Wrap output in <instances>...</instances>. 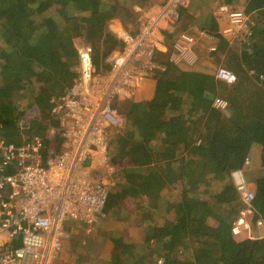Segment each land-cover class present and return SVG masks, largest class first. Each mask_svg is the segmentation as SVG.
Masks as SVG:
<instances>
[{
	"label": "trees",
	"instance_id": "trees-1",
	"mask_svg": "<svg viewBox=\"0 0 264 264\" xmlns=\"http://www.w3.org/2000/svg\"><path fill=\"white\" fill-rule=\"evenodd\" d=\"M136 1L140 0H0L3 142L21 143L58 126L51 98L64 92L78 74L75 36H83L91 46L95 67L107 69L105 57L119 45L107 31V22L129 15ZM247 1L248 9L263 7L258 16H264V0ZM262 16L258 23L263 25ZM35 32L42 36L39 44L30 43ZM214 36L218 42L211 57L233 71V81L216 79V67L201 73L155 71L147 77L159 102L136 104L126 114L131 137L144 145L164 178L161 185L176 179L182 191L176 203L159 199L156 206H139L136 222L145 228L150 242L118 241L107 264H264V236L237 240L231 234V223L243 203L230 176L234 168L245 171L254 192L253 218L264 223V80L259 79L264 75V47L254 52L255 58L248 43L240 39L229 43L220 33ZM226 49L220 61L216 52ZM215 96L228 100L230 110L213 108ZM179 145L185 152L182 158L176 157ZM246 157L257 169L255 175L249 172L253 168L245 164ZM135 175L128 174L121 190H111L107 209L118 198L146 192L156 179L151 173L136 181Z\"/></svg>",
	"mask_w": 264,
	"mask_h": 264
},
{
	"label": "built area",
	"instance_id": "built-area-1",
	"mask_svg": "<svg viewBox=\"0 0 264 264\" xmlns=\"http://www.w3.org/2000/svg\"><path fill=\"white\" fill-rule=\"evenodd\" d=\"M189 1L152 0L145 8H135L139 26L133 30L116 18L109 20L106 29L122 47L108 55L105 70L95 67L89 44L77 47L78 74L65 92L51 98L58 126L21 143L0 139V264H55L70 238L66 221L80 222L87 233L92 230L116 178L108 138L112 128H125L121 104L132 103L140 80L153 72L196 59V37L188 32H177L169 47L165 44V26L177 21ZM214 13L226 15L229 26L222 34L242 30L247 43L254 35L255 10L246 13L220 4ZM261 20L264 23V16ZM161 51L167 53V64L160 62ZM214 76L224 82L235 79L225 66H218ZM211 104L223 112L230 110L229 101L220 96ZM230 176L243 203L231 234L235 238L247 232L253 238V226L264 227L260 218H253L254 192L243 169H232ZM260 236L264 235L256 237Z\"/></svg>",
	"mask_w": 264,
	"mask_h": 264
},
{
	"label": "rangeland",
	"instance_id": "rangeland-1",
	"mask_svg": "<svg viewBox=\"0 0 264 264\" xmlns=\"http://www.w3.org/2000/svg\"><path fill=\"white\" fill-rule=\"evenodd\" d=\"M235 1H237V3L234 2L236 7L232 6L233 8L238 9L240 11L244 10V12L246 13L250 12L249 10L251 9H248L247 0L246 1L244 0L245 2H243V0H235ZM217 2L218 0H209L208 2L209 8H212L213 6H215ZM188 5L189 4H187L186 7ZM135 8H138V7L135 6ZM260 16L262 15H259V16L256 14L252 15L253 21H254L253 23H255V27L260 26L262 27V29H258L257 33L254 32V35H252V37L250 38L247 44L250 54L255 55V58H256V54L254 52L258 50L261 51V49L264 47L263 46L264 45V24L262 25L258 23ZM116 19H118V21L122 23L123 25L125 24L124 25L125 27L132 26L130 24L131 19H132V16L130 14L129 15L120 14L116 17ZM57 20L58 22H60V19H57ZM227 25L229 24L227 23ZM198 31L199 29L197 30V32ZM220 34L222 35V33ZM242 35H243L242 30L239 32H234L233 35L232 34L228 35L230 38L228 40L232 42L235 39H238V40L240 39L239 42H243ZM201 37L205 38L206 36L203 35ZM40 40H42V36L39 37L38 32H35L30 38V43L39 44L41 42ZM74 41L77 47L83 44H86L83 36L81 35H76ZM243 43H247V42H243ZM121 47H122V44L119 43V45L114 51L120 50ZM34 56L38 57V52L36 50L34 51ZM107 57H105V61L108 64L109 61L106 60ZM218 66L227 67L223 63L217 64V65H213L211 71L213 70L214 67L217 68ZM259 79L264 80V75L263 76L259 75ZM253 80L254 82L257 83L259 87L262 86V84H260V81H258V79L253 78ZM68 87L64 90V92L68 89ZM127 106L128 104H124L123 107L121 106V109L123 112H126V110L128 109ZM29 118L30 116L26 115V119H29ZM129 131L130 130H128V133ZM48 132L49 131H47L46 133ZM24 137L26 138L27 134H24L23 138ZM130 139L132 138L130 137ZM108 142L110 144L109 157L111 160H113L115 158V152H116L115 150L116 139L114 136V129H111ZM133 146H134L133 148L125 147L126 150L124 152V155L125 157L126 156L127 157L126 159L122 160L123 163H125V166H120L121 169L119 170V173H116L117 176H116L115 181L110 183L103 210L101 212V215L98 221L94 224L92 230L87 233L85 229L76 227L75 229L73 228L72 230L69 231L70 238L68 242L66 243L65 247L63 248V250L59 252V255H58V257L60 256V260H63V264H67V263L69 264V262L74 263V261L76 262V264H107L111 260L112 255L115 254L114 249L117 247L118 241L119 242L121 241L122 242H133V243H138V244L149 243L150 241L148 239V236H146L145 234L146 231H144L145 228L143 226L138 225L136 222V219L138 218V214H139L137 211L138 207L139 206L141 207L142 205L147 206L150 204L153 206H156L158 204L157 202L159 199H166L172 203H176L180 200L181 191H182L181 183L176 182L173 179H171V180H166L165 181L166 184L162 186L160 182L162 178L158 177L156 178L157 180H154L150 185H148L147 189L149 191L147 190L146 192H140V194L137 196L133 194L132 195L128 194L127 196L118 198L115 201V203L114 204L112 203L107 209L108 199H110V197L108 196L109 193L111 192V190L115 192L121 190V188L125 186V182L127 181L126 179H127L128 174H130L131 172H136L137 176H141L143 180H146L147 176L153 171L154 167L150 161L151 156L147 152V150L143 147L142 144L137 143V142H135ZM131 154H133V156L130 157ZM184 154H185L184 150H182L181 148H178L179 157L180 155H184ZM250 159L251 158H249V163L247 165H251L250 167H252L253 169L249 172H251L252 175H255V173L257 172V169L252 165L253 162ZM252 175L250 174V176ZM135 176L132 178L136 179V181H140L141 177H137V176L135 177ZM245 177L247 181L249 182L248 186L250 187L251 190H253L251 187V181H249L246 173H245ZM134 188L137 191H139L140 189L139 186H135ZM64 227L65 228L67 227V221L65 222ZM260 229H264V227L261 226L260 228H256L255 226H253L252 231L254 232L253 235H255V237L261 234L259 233ZM244 238H248L247 232H244V234H241L235 237V239L237 240H241ZM73 247L77 249V252L74 251ZM62 254H64L63 257H61ZM79 256L84 258V259L81 258L83 262H77L79 260ZM57 259H56V262H57Z\"/></svg>",
	"mask_w": 264,
	"mask_h": 264
},
{
	"label": "crops",
	"instance_id": "crops-1",
	"mask_svg": "<svg viewBox=\"0 0 264 264\" xmlns=\"http://www.w3.org/2000/svg\"><path fill=\"white\" fill-rule=\"evenodd\" d=\"M151 1L152 0H140V1H136L133 4V6L131 8V13H130V15L132 16L130 24L132 26L129 27L126 25L128 27V29H130V30H133L135 28L137 29L139 26V22L137 19L138 14L135 11V6L140 7V8H145L149 5V3ZM208 2H209V0H190L189 5L187 7L186 6L181 7L180 13H179V18L177 19V21L170 26L169 25L165 26V28H164L165 40H166L165 44L167 45V47H169V43H170L169 41H171L172 36L175 35L179 31L188 32V33H190L196 37V44L194 47V52L196 55L195 61L192 64H189L186 62H181V63L175 64V65H167L164 70L156 71V72H161L160 74H162V72H164L168 69H171V68L182 70V71H193V72H200V73H201V71L211 72L213 65H217L218 58L216 60V56H215V57H213L214 58L213 59L211 57V53H210L212 50L216 49L215 48L217 45L216 43L218 42L217 38L214 35L217 33H221V30L227 28L229 25H227V23H228L227 19H224V18H226L225 13H216L215 14L214 11L218 8V6L220 4H227L229 6V9L232 8V10H233V9H235L233 7H236L234 2L237 3V1H235V0H229V1L218 0V2L212 8H209ZM251 8H253V7H251ZM260 8H261L260 6H257V7H254L253 9L249 10V11L255 10L257 15H258L259 10L263 9V8H261V9ZM235 10H238V9H235ZM114 18H116V17H114ZM213 26H216V29H214ZM198 29L208 31L209 32L208 35H210V36H206L205 38H202L197 33ZM222 37L226 40L230 39L228 35L222 34ZM119 43H121V42H119ZM229 43H230V41H229ZM163 50L166 51V47H164ZM164 51L159 52L158 55L160 57V62L162 64H164V63L167 64V62H166L167 53H165ZM226 52H227V49L226 50H218V52H216V54L219 56L220 61L225 59ZM158 102H159V96L154 94V90L152 89V86L149 84L148 77H146V78L140 80V91L138 92L137 95L134 96L133 102L128 104V106H127L128 109L126 110V112H123V114L126 117L128 110L132 109L133 106L136 104L143 105V104H148V103L152 104V103H158ZM121 106L123 107L124 104H121ZM125 122H126V118H125ZM112 129H114V136L116 139V144H115L116 152H115V158L113 160L110 159V163L113 164L117 168V173H119V170L121 169L120 166H125V163H123V161H122V160L126 159V157H127V156L125 157V155H124V152L126 150L125 147L133 148L134 147L133 144L135 142L140 143V144H142V143L135 136L131 137L130 131L128 133V130H130V129H129V125L127 124V122H126L125 128H123V129H117V128H112ZM120 130H121V132H120ZM159 135H163V134L160 133ZM130 137L132 139H130ZM129 141H130V143H129ZM143 147H144V145H143ZM178 148H181L183 150L182 146L179 145L176 148V157L182 158L183 155H180V157L178 155ZM131 156H133V154H131L130 157ZM116 176H117V174H116ZM148 176H151V173ZM137 177H141V176H137ZM152 177H156V178L160 177L164 180V178L161 176L159 171H156L154 168L152 171ZM155 180H157V179H155ZM173 180L175 181L176 179H173ZM176 182H179V181H176ZM70 223H71V225H70L71 229L70 230H72L73 228L75 229L76 227L77 228L78 227L83 228V225L78 221H70ZM70 230H68V231H70ZM261 230H262V232H261ZM259 233H261L260 235H264V229H260ZM71 250H72V248H71ZM63 255L64 254H62L61 257H63ZM81 258L82 257L79 256V260L77 262H83L82 259H84V258H82V259ZM74 263L76 264L75 261H74ZM74 263L69 262V264H74ZM56 264H63V260H60V256L58 257Z\"/></svg>",
	"mask_w": 264,
	"mask_h": 264
}]
</instances>
